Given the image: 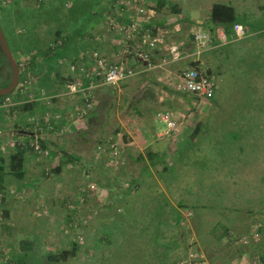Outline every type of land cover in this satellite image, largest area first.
<instances>
[{"label": "rangeland", "instance_id": "rangeland-1", "mask_svg": "<svg viewBox=\"0 0 264 264\" xmlns=\"http://www.w3.org/2000/svg\"><path fill=\"white\" fill-rule=\"evenodd\" d=\"M37 1L0 0V21L8 41L23 27L26 39H30L29 25L35 26L40 36L50 37L62 23L66 30L61 35H65L69 33L72 20L69 13H77L79 22L86 17V12L69 8L70 1L65 7L59 0L57 6L43 0L44 5L40 7ZM214 2L230 3L237 16L249 23H264V0H166L161 6L154 0L157 9L154 15L157 22L160 21L158 26L164 31L166 42L177 41L182 43V50L191 51L192 41L186 31L178 35L165 31L178 17L209 27L208 17ZM173 7L179 11L174 12ZM51 9L59 10V15H52ZM250 26L246 27V36L229 37L222 44L217 43L216 36L212 37L211 47L198 57L199 64L209 69L217 81L211 99L182 93L175 88L178 74L191 66L196 56L176 62L168 57L155 59L151 67L136 65L132 59L137 71L134 75L115 84L99 86L94 91L97 113L85 116L83 126L78 120L71 126H81L79 130L83 133L53 132L51 128L41 132L52 156L40 152L29 155L45 158L50 164L43 168V173L37 168L39 172L35 176L38 181H48L43 187L36 183L30 192L16 191L17 181L13 178L9 179L11 186L3 184L0 264H10L8 261L12 259L17 262L16 257L21 252L25 253L24 264H144L148 258V243L152 244L151 238L155 240L156 236L159 244L161 235L167 237V264L187 259L204 264H227L231 260L238 264H264L261 258L264 253V33H257ZM81 33L79 40L68 43L56 63L49 64L51 68L40 64L37 70L31 63L41 58L38 49L42 50L43 44L46 47L48 43L40 41L37 49L25 53L17 49L14 53L21 66L17 85L23 91L10 92L15 101L12 105L2 104L3 97L0 98V157L4 158L5 168L15 141L20 140L14 133L19 131L17 127L28 128L33 116L36 118L46 112L59 114L58 111L65 110L70 114L77 107L80 98L54 94L61 93L66 78L75 75L71 64L79 70L92 63L87 57L91 36L105 44L107 37L115 33L123 35L103 18L96 21L90 32L86 29ZM138 40L137 37L134 45ZM164 48L162 52L167 54ZM0 62L6 64L1 52ZM152 76L164 88H154V98L139 102L142 87L153 85L147 80ZM6 81L0 80V87ZM42 82L46 89L41 87ZM52 88L60 89L53 94L47 93ZM35 100L37 110L33 113L18 107L25 101ZM161 110L183 118L174 137L155 135L165 126L158 119ZM12 135L17 136L14 141ZM51 135L59 140L63 138V145L55 142L56 148L49 146ZM102 141L116 144L118 154L114 157L104 152L96 153L95 147ZM62 150L77 154L79 158L68 162L61 171L54 170L57 166H52V159H49L55 157L54 163L59 162ZM149 152L157 155L150 158ZM39 175L43 177L38 179ZM136 194L161 197L155 207L164 216L165 226L152 209L134 210ZM48 195L51 198H45ZM94 195L97 199L92 198L96 201L91 205L95 210L87 212L94 218H84V196ZM117 195L122 197L116 203L111 202ZM69 197H73L72 202L64 206ZM38 213H41L39 220ZM73 215L76 227L67 228V222L73 226V222L68 221V216L73 219ZM36 232L42 237L37 238ZM141 236L144 237L142 241ZM24 240L31 243L30 249L23 250ZM72 240L79 249L90 245L93 252L85 261L53 260L50 250L70 248ZM240 245H245L247 251L229 260L234 254L233 248ZM78 251L80 255L82 250Z\"/></svg>", "mask_w": 264, "mask_h": 264}, {"label": "built area", "instance_id": "built-area-1", "mask_svg": "<svg viewBox=\"0 0 264 264\" xmlns=\"http://www.w3.org/2000/svg\"><path fill=\"white\" fill-rule=\"evenodd\" d=\"M112 5L114 9L112 13L110 12L107 21L111 28H115L118 32H121L124 36L125 42L123 45L124 52H129L134 49V54L139 58L143 59L144 62H147V67H151V63L148 62V51L145 47L150 48H160L165 47L169 53L170 61H178L180 59L196 56L198 57L208 48L211 47L212 37H217V43L222 44L228 41L227 35L222 27H215L210 24L209 27L203 26L199 23H194L192 21L182 20L181 17L176 18L171 27L165 32H170L173 35H178L182 30L186 31L190 36L192 41V50L190 52L182 50V43L177 41L166 42L164 31L160 28L156 29L155 33L149 31L148 28H145L144 25L151 18L155 3L154 0H113ZM128 18L127 21L118 20V16H124ZM233 39H239L247 35V28L241 23H234L231 27ZM138 37L137 47L131 46L128 43L129 39ZM130 45V46H129ZM87 57L91 59L92 63L87 64L88 67H80L78 75H74L71 81H67L65 84L64 93L74 94L80 92L83 96L99 84L95 82L100 80L104 84H115L123 79L131 77L137 71L135 68L131 67L124 61H117L114 63H108L106 57L98 50L93 49L87 51ZM196 59V58H195ZM70 68L72 72L77 73L78 69H75V65L71 64ZM80 74L82 78L80 77ZM87 79L84 81L83 79ZM15 88V91L22 92L23 88ZM18 88V89H17ZM175 88L182 92L195 95L202 99H210L214 96L215 90L217 88L216 79L212 75H208L201 64L196 67L187 68L181 71L178 74L177 80L175 82ZM2 104L12 105L15 104L14 97L6 94L1 99ZM85 104V106H84ZM90 103H82L75 107L74 112L70 114L65 111L64 114L53 113L49 115L48 113L42 114L35 118L33 125L34 132L31 133V139L28 140H19L17 143L25 145L29 144L33 147L34 151L40 152L42 154H48L49 148H43L40 143L41 132H45L47 129L45 127L51 128V130L70 131L71 126L74 125V122L78 120L79 124L82 125L84 114L87 111ZM72 115V117H71ZM158 119L165 125L161 131H156L155 135L158 138L174 137L177 133L180 125L182 124V119L178 115L168 111L161 110L158 114ZM62 117V118H61ZM66 118L62 124L60 120ZM69 118V119H68ZM58 123V126L55 125ZM78 126V125H76ZM107 147L102 145H96V153H106L110 156H116L118 151L115 147V144L109 143ZM89 168V167H88ZM4 195L3 188H0V207L2 196ZM1 250V249H0ZM191 256V254H189ZM203 261H192V259H187L186 261H179L177 264H204Z\"/></svg>", "mask_w": 264, "mask_h": 264}, {"label": "trees", "instance_id": "trees-1", "mask_svg": "<svg viewBox=\"0 0 264 264\" xmlns=\"http://www.w3.org/2000/svg\"><path fill=\"white\" fill-rule=\"evenodd\" d=\"M51 1H53L54 3H51ZM59 1H61V3H63L64 7L70 1L71 2V5H70L71 7H69V8L73 7V10H76L77 12H80V13L86 12L84 14V17H85V15H86V17L84 19H81L80 22H79L77 13H72V12L69 13V14H72L71 15L72 20H71V25L68 27L69 28V31H68L69 33H66L65 35H61V33L66 30V27H65L66 25H64L62 23H60L59 25L56 26L55 31H54L55 34L54 35L52 34V36H50V37L40 36L38 34V31L36 29H34L35 26H31L30 27V25H29L28 29L31 32L30 39H26V36L24 34V30L26 28L22 26L23 28L20 29L21 32L19 33L17 31L18 33L17 34H13L12 38H10V40L8 41L9 42V47H10L13 55H14V53L18 52L17 49L19 51L23 50L24 53L25 52H29V51L34 50V49H37L36 46H39L38 43L40 41H43L44 43H48V46H46V47H45V44H43L44 48L42 50L38 49L39 53L41 54V58L38 61H35L36 59H33V61L31 62L32 64L37 66V70L39 69L40 66H38V65H40V64H44V65L47 64V68H51L52 61H54L55 63L57 62L56 60L58 59V57L62 56L63 52L67 48L68 43L71 40H79V37H80L79 34L81 32H82L81 34H84L86 29H88L89 32H90V30L94 28L96 21H101L102 18H103V20L105 22H107V24H108V21L106 19H107L109 13L110 12L112 13V11L114 9V6L112 5V1L113 0H102V1L101 0H85V1H82V0H59ZM104 1L107 2V3H104ZM37 2H38V6L39 7L44 5L43 0H38ZM46 2L50 3L49 5H55V6L58 5L57 4V0H46ZM81 3L84 6H89V7H82L80 5ZM165 4H166V0H157V5L161 6V5H165ZM51 10H53L52 11V15H59L58 14L59 10L61 12L60 8H59V10H57V9H51ZM70 10L72 11V9H70ZM173 11L174 12H178L179 9H177L176 7H173ZM12 12H14V11H12ZM20 16H21V14L18 15V18ZM125 18L126 17L124 15V18L122 20L123 21L124 20L127 21L128 18H126V19ZM208 19H209L210 24L213 26V28L220 26V27H222L224 29L225 34L227 35V39H229V37L233 38L231 27L236 22L243 24L245 27H248L249 24H250L251 25L250 28L254 29L257 33H260V32H261V34H262V32L264 33V23H262V24H252V23L247 22V20L244 19V17H238L235 7L233 5H231L230 3H223V2H214V3H212ZM147 24L148 23H146L145 24L146 26L144 25V27L148 28L150 32L155 33L156 29L149 28ZM90 39H92V40H90L91 46H90V48H88V51H91L93 49H98L101 52L99 42H97L95 39H93L92 36H91ZM136 39H137V37L134 38L135 41L133 39H129L128 40V43L131 46H135V48L137 47V45H134L135 42H136ZM212 42H214V41H212ZM45 48H46V50H45ZM145 48L148 51V62L151 63V64H152V62L155 61V59H159L160 60V59H165L166 57H168V58L170 57L169 53L166 54V53L162 52V48H164V47H160V48L145 47ZM227 50L229 51V50H231V48H229ZM124 53H125L126 57L132 58L133 61L137 63L136 65H142L141 67H146L147 66V62L146 61L144 62L143 59L139 58L136 54H134V49H132L129 52H124ZM36 57H34V58H36ZM104 57H105V55H104ZM189 57H191V56H189ZM5 60H6L7 64L10 66V64L8 63L6 58H5ZM88 60L91 61V59H89V58H88ZM16 61H17L18 66H19V79H20L21 66H20V63H19V61L17 59H16ZM123 61L126 62L131 67H133L132 65H134L132 63L129 64V62L127 60H123ZM107 62L108 63H114V62H110L108 60H107ZM49 64H51V66ZM190 65L191 66H189L187 68L198 66L199 65L198 59H195V60L191 61ZM133 68H135V67H133ZM146 70L147 69L142 70L141 73L143 74V72L146 71ZM183 70H185V69H183ZM203 70H205V72L208 75H212L214 77L213 73L209 69H204L203 68ZM76 72L77 73L74 72V74L78 75L79 70L76 71ZM76 75H75V77H76ZM75 77H74V75L73 76L70 75L69 77H67L66 81L64 82V84H62V86H64L63 87V91L61 93H57V94H54V95L58 96V95L61 94L62 96H67V95L68 96H72V95L76 96V97L80 98V102L78 103L79 105L81 104V102L82 103L83 102L84 103H90V106H88L87 111L84 114V119H85V116L87 117L89 115H95L97 113L96 110H95V107H94V105L96 104V100H95V97H94V91L97 89V87L105 85V84L102 83L100 80H96L95 82H98L99 84H97L90 91L89 94L87 93L84 96L79 91L74 93V94L64 93L65 88H66L65 87L66 82L67 81H71ZM80 77L82 78L81 74H80ZM83 80L86 81L87 79L84 78ZM147 80H148V82H150L153 85H151V87H148L149 85H144L142 87L141 95L138 98L139 102H142V100H144V99L154 98L155 97L154 88L156 89L159 86H162L164 88V86L158 80H156V78L154 76L147 77ZM9 82L10 81L8 79L5 85H7ZM40 85H41V87H44L45 89L47 88V86H46V84H44V82L40 83ZM17 86L18 85H16L15 88ZM15 88L13 89V91L16 94V92L18 93V91H15ZM59 89L52 88L51 90H49L50 92H47V93L53 94V93H56V90H59ZM13 91L11 93H13ZM5 95H0V98L5 96ZM132 105L134 107L135 103H132ZM36 106H37V101L36 100L35 101H25V102H23V103L18 105V107L22 111H29V113H33L34 111H36L37 110ZM84 106H85V104H84ZM65 111L64 112L63 111H58V112H59V114L60 113L64 114ZM46 113L51 115V114H53L55 112H46ZM71 117H72V115H71ZM64 120L67 121V119L63 117V119L60 120V124H62L64 122ZM34 122H35V117L33 116L31 118V120H30L29 125L27 126L28 128L17 127V129L19 131H16V132L14 131L15 135H20V137H19L20 140L21 139H23V140L31 139L32 138L31 137V133L28 134V132H34V128H33ZM55 125L58 126V123L57 124L55 123ZM83 125L84 124L82 123L81 126H83ZM80 127H71L70 131L74 130V131H77L78 133H83V131L79 130ZM46 128H49V127L46 126L45 129ZM24 131H25V133H24ZM40 143H41L43 148H46L47 143L45 142V140H43L42 137H41ZM98 145H102V146L105 147V146L109 145V141L99 142V143H97V146ZM25 152L37 153V151H34L33 147H31L29 144L25 143V145L22 147V145H19L17 143V141H15L13 150L7 156V158H8L7 168H5L4 165H3L4 158L0 157V188L1 189L3 188V177L6 174H10V175L14 176L16 179L23 178L24 173H25L24 164L26 162L25 161L26 160ZM50 153H51V150L48 151V154H50ZM48 154H44V155H48ZM59 155H60V161L58 163L59 165H57L56 169H54V170H60L61 171L62 167L66 166L68 164V162H75L74 160H78V158H79V156L77 154H70V153H68L65 150H62L61 153H59ZM66 155H68V156H66ZM154 155H157V154L150 153V152L148 153V156L150 158H152ZM4 199H5V193L2 196L1 206L3 204V200ZM36 216H37V218L39 220L41 218V213H38ZM68 221L69 222H74L73 219L70 218V217H69ZM39 233L40 232H36L37 238H39V235H40V237H42L41 234H39ZM32 236H33L32 238H34V235H32ZM70 243H71V247L70 248H60V249H56V251H55V249H51L50 251H51V255L53 257V260H55V261H59V260L66 261L75 252H77V246L78 245L75 244L76 242H74V240H72ZM22 246H23V250L24 249H30V247H32L31 243L29 241H26V240H24L22 242ZM233 250H234V254H232L230 256L229 255H225L226 257L229 256V260L233 256L239 257L242 253L247 251V248H246L245 245H240L237 248H233ZM24 254L25 253L21 252L20 255H22V257L17 256V259H16L17 262L15 260H13V259H12V261H8V262H10V264H24V262H23V258L25 256ZM261 258L264 259V253L261 254Z\"/></svg>", "mask_w": 264, "mask_h": 264}, {"label": "crops", "instance_id": "crops-1", "mask_svg": "<svg viewBox=\"0 0 264 264\" xmlns=\"http://www.w3.org/2000/svg\"><path fill=\"white\" fill-rule=\"evenodd\" d=\"M155 11H156V9L154 8V11H153V14H152L151 18L147 21V23H148L147 25L151 29L152 28L153 29H157V28H159L158 25H160L158 23L160 21L157 22V17H155V15H154ZM123 18H124V16H118V20H122ZM117 34L118 33H115V36L107 37L106 38V41L107 42L105 44H102L103 42H101V44L99 43L101 53H103L105 55L106 59L108 61H110V62H117V61L127 60L129 62V64H130V63H132L131 62L132 61V58L128 59V57L125 56V53H124V50H123V45H124L125 39H124L123 35L120 36V34H118V35ZM53 132H56V130L53 129ZM51 136L53 138L49 139V143H51L49 146H51V147L53 146L54 147L55 146V142L58 143V146L63 145V142H64V139L63 138H60V140H59V138H57V136H55V135H51ZM15 137H16L15 135L14 136L12 135L13 141H14ZM18 137H20V135ZM58 137H61V136H58ZM54 138L55 139H58L59 141L58 140L55 141ZM55 148H56V146H55ZM11 149L12 148H10V150ZM50 156H52V154ZM25 158H26V160H25L26 162L24 164V166H25V173H24L23 178L16 179L14 176H12L10 174H6L3 177V184H5L6 186H11V181H9V179L10 178H13L14 180L17 181L16 182V185H14V186H16V189H17L16 191L23 190V192L24 191L25 192H30V190L33 189V185L37 186L36 183L39 184V185H41V187H43L46 184V182L48 181V179H43V180L40 179L38 181L37 180V177L35 178V176H36V174L39 171L41 172V169H42V173H43V170H44L43 168L48 167L46 165H50V164H48L45 161V158H38L37 156L35 158L34 155H32V154L29 155L28 152H25ZM51 159H52V163H51L52 166L59 165L58 164L59 162L54 163L55 162L54 160H56L55 157H51L49 160H51ZM37 168H40V170L37 171ZM42 177H40V175H39L38 179L39 178H42ZM6 191H7V189H6ZM136 195L137 196H134L133 197L136 200L135 203L137 205V206L134 207L135 208L134 210L135 211H147V210H151L152 209V213L154 212L156 217H159V218L162 219L161 225L165 226V221H164L165 218H164V216L162 215V213L159 214V211H157V208L155 207V204L157 202H160V198L161 197L157 196V197L154 198V197H151L149 195H147V196H143V195H139V194H136ZM57 196H58V194H57ZM120 196L122 197V195H117V196H115L114 199H112L110 201L111 202L114 201L116 203L118 201V199H119ZM47 197L48 198H51V196H49V195L46 196L45 198H47ZM11 198H13V197L11 196ZM92 198H96V196L94 195L91 198H88V196L87 197L84 196L83 201H86L85 202V207H84V213H85V217L84 218H88V217L90 218L92 215H90L89 213H93L94 210H95V206L92 207L91 203L94 202V201H96V200L92 201L91 200ZM55 200H56V198H55ZM72 200H73V197H69V199H67V201H66L67 203H65L64 206L66 204L71 203ZM74 200H76V199L74 198ZM98 206H102V205H98ZM159 206H161V204ZM167 206L170 208V205H167ZM72 208H74V206H72ZM100 208L102 209L103 207H100ZM74 210H77V209H74ZM161 210H162V207H161ZM87 212H89V213H87ZM74 213H75V211H73V214ZM73 216H72L73 217V221H74L73 222V226H72V224H69L67 222L66 225H65L67 228H71L72 229V228H75L76 227V217H75V215H73ZM93 218L94 217H91L90 219H93ZM68 219H69V216H68ZM89 229L92 230L91 227H89ZM151 239H152V242L153 243L152 244H149L148 243V245H149V251L146 253L148 255V258H147V260L145 261L144 264H167L166 263V260H167L168 254H169V250L166 247V242H165V240L167 239V237L165 235H161V238H160V241L161 242L159 244L156 242V236H155V240L153 238H151ZM142 240H144V237L143 236H141V241ZM145 245H146V243L142 244L141 247L143 248ZM168 245H170V244H168ZM80 249L82 250V252L79 255V251L78 250H80ZM80 249L77 247V252H75L69 258H72L74 260L79 259V260L85 261L86 257H88V255L93 252V250L90 248V245H88V244L83 245ZM158 251H159V253L157 254ZM20 254L21 253H18L17 256L22 257V255H20ZM222 264H226V262H223ZM227 264H238V263L236 262V260H234V261L231 260Z\"/></svg>", "mask_w": 264, "mask_h": 264}, {"label": "water", "instance_id": "water-1", "mask_svg": "<svg viewBox=\"0 0 264 264\" xmlns=\"http://www.w3.org/2000/svg\"><path fill=\"white\" fill-rule=\"evenodd\" d=\"M0 42L2 45V50L11 66V80L10 83L6 86H1L0 87V95H5V94H9L10 92L13 91V89L15 88L18 79H19V66L18 63L13 55V53L11 52V50L9 49V46L7 45V42L5 41V38L3 36V31L1 29L0 26Z\"/></svg>", "mask_w": 264, "mask_h": 264}, {"label": "flooded vegetation", "instance_id": "flooded-vegetation-1", "mask_svg": "<svg viewBox=\"0 0 264 264\" xmlns=\"http://www.w3.org/2000/svg\"><path fill=\"white\" fill-rule=\"evenodd\" d=\"M0 26H1V29H2V31H3V36H4V38H5V41L7 42V45L9 46V42H8V39H7V34H6V32H5V30H4V28H3V26H2V24H1V21H0ZM9 49H10V47H9ZM11 50V49H10ZM0 52L4 55V57L6 58V56H5V54H4V52H3V50H2V45H1V42H0ZM12 52V51H11ZM7 59V58H6ZM8 61V60H7ZM9 63V62H8ZM3 79H6V80H8L9 79V81L11 80V66H9L8 64H7V62H6V64H3L2 62H0V80H3ZM7 82V81H6ZM10 83V82H9ZM8 83V84H9ZM6 84V83H5ZM2 85V86H6V85ZM7 84V85H8ZM17 85V84H16Z\"/></svg>", "mask_w": 264, "mask_h": 264}]
</instances>
